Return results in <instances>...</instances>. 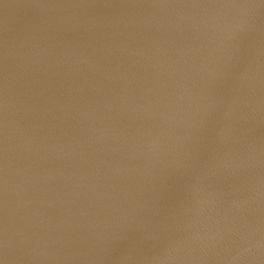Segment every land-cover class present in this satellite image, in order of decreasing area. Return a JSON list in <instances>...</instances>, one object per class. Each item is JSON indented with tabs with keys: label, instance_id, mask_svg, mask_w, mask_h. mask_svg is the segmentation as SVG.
I'll return each instance as SVG.
<instances>
[{
	"label": "water",
	"instance_id": "obj_1",
	"mask_svg": "<svg viewBox=\"0 0 264 264\" xmlns=\"http://www.w3.org/2000/svg\"><path fill=\"white\" fill-rule=\"evenodd\" d=\"M0 264H264V0H0Z\"/></svg>",
	"mask_w": 264,
	"mask_h": 264
}]
</instances>
